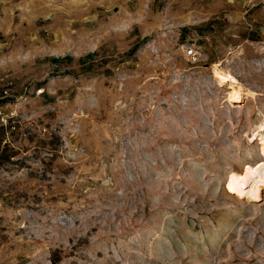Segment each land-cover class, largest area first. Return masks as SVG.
Wrapping results in <instances>:
<instances>
[{
	"label": "rangeland",
	"instance_id": "1",
	"mask_svg": "<svg viewBox=\"0 0 264 264\" xmlns=\"http://www.w3.org/2000/svg\"><path fill=\"white\" fill-rule=\"evenodd\" d=\"M0 111V264H264V0H0Z\"/></svg>",
	"mask_w": 264,
	"mask_h": 264
},
{
	"label": "bare ground",
	"instance_id": "2",
	"mask_svg": "<svg viewBox=\"0 0 264 264\" xmlns=\"http://www.w3.org/2000/svg\"><path fill=\"white\" fill-rule=\"evenodd\" d=\"M212 71L215 80L220 86L228 84L231 87L232 93H230V95L231 97L233 95L234 99L237 101L238 95L242 91L238 80L229 73L220 70L217 64L213 65ZM261 128L262 134H258L260 137L259 152L260 155L264 157V123L261 125ZM261 170H263V172L260 173ZM258 180L263 183L262 187H264V159H261L252 165L246 162L241 168L237 169L236 171H231L227 175L224 190L229 192V188H226V185L229 184V186L235 190L239 197L247 198L250 196V198L258 200V192L261 189V186L257 184Z\"/></svg>",
	"mask_w": 264,
	"mask_h": 264
},
{
	"label": "built area",
	"instance_id": "3",
	"mask_svg": "<svg viewBox=\"0 0 264 264\" xmlns=\"http://www.w3.org/2000/svg\"><path fill=\"white\" fill-rule=\"evenodd\" d=\"M185 56L189 59H193V60H197V52L192 48V49H188L185 53ZM0 121L2 122V124L4 126H7V125H11L13 123L12 121V116H8L6 114H3L1 111H0ZM12 129L14 127H11Z\"/></svg>",
	"mask_w": 264,
	"mask_h": 264
}]
</instances>
